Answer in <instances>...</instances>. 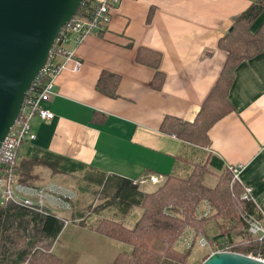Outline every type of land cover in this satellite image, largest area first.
<instances>
[{
	"label": "crops",
	"instance_id": "crops-1",
	"mask_svg": "<svg viewBox=\"0 0 264 264\" xmlns=\"http://www.w3.org/2000/svg\"><path fill=\"white\" fill-rule=\"evenodd\" d=\"M254 1L258 0H122L107 31L90 36L79 48L82 69L76 72L69 64L60 75L58 94L47 103L54 117L33 121L36 138L23 145L20 158H29L36 149L83 165L84 170L63 175L80 176L79 189L89 194L95 184L87 176L105 173L135 180L151 174L182 175L189 171L190 161L204 162L210 156L228 166L243 164L240 183L251 185L257 204L264 206V54L236 69L229 93L233 112L212 129L209 146L160 130L166 115L195 119L226 60L219 41ZM263 23L264 11L253 31ZM102 71L120 76L118 97L97 90ZM157 71L165 75L161 90L151 85ZM101 117L103 121L94 120ZM209 179L215 184L214 177ZM156 187L148 183L139 190L149 193ZM78 200L72 212L76 218L62 235L80 250L70 255L66 243L56 253L64 264H112L123 249L121 242L90 225L103 216L120 219L119 208L108 204L84 216ZM108 200L102 197L99 206ZM129 214L123 215L126 222ZM83 219L86 223L76 222Z\"/></svg>",
	"mask_w": 264,
	"mask_h": 264
},
{
	"label": "trees",
	"instance_id": "trees-1",
	"mask_svg": "<svg viewBox=\"0 0 264 264\" xmlns=\"http://www.w3.org/2000/svg\"><path fill=\"white\" fill-rule=\"evenodd\" d=\"M263 11L264 0L252 2L236 18L229 32L220 39L219 47L225 51L226 60L195 119L186 121L166 115L160 125L162 132L199 147L211 144L212 129L233 112L229 93L236 78V69L243 62L264 54V23L256 31L252 29ZM139 54L141 59V53ZM154 62L157 65L158 59ZM46 81V77L40 76V81H36L33 86L41 89ZM164 81V73L157 71L151 85L154 89L161 90ZM119 84V75L102 71L96 87L102 94L116 98ZM94 120L103 121L104 118ZM35 150L32 149L30 157L24 159L20 158L19 152L14 163L1 158L0 175H11L17 182L38 186L47 179L46 175L40 174L44 169L61 175H73L85 169L83 165L62 156ZM190 163L186 174H164L165 181L149 193L140 191L139 186L129 178L106 176L105 173L86 177L97 186L110 183L111 189L123 196V207L108 200L99 209L109 204L119 208V212L123 211V215H127L133 207L142 209L138 220L131 227L125 223L124 216L121 219L103 216L90 225L94 231L127 246L116 255L113 264H163L165 259L175 264H202L209 256L208 253L194 255L191 250H177L174 244L186 226L199 230L204 226L206 228L211 221H215L219 228L213 237H208L211 242H225L235 252L264 258V241L252 236L242 220L244 211L257 213L256 206L241 198L243 186L240 182H235L231 187L232 172L229 166L210 156L204 162ZM212 177L216 182L211 185L208 179ZM109 198L111 199V195ZM206 203L211 206L212 213L199 220L196 209ZM26 217H29V223L32 224L33 238L17 251L11 264H62V259L53 251L52 246L64 228V217L52 212L0 204V247L4 246V239L16 244L26 241L19 229L11 233L9 226L10 220H23ZM71 217L74 219L76 216ZM82 221L86 223V219ZM239 229H242V234L235 239L233 233Z\"/></svg>",
	"mask_w": 264,
	"mask_h": 264
},
{
	"label": "built area",
	"instance_id": "built-area-1",
	"mask_svg": "<svg viewBox=\"0 0 264 264\" xmlns=\"http://www.w3.org/2000/svg\"><path fill=\"white\" fill-rule=\"evenodd\" d=\"M122 0H83L78 12L71 21L65 25L49 54L48 60L39 75L29 88L18 118L11 127L0 147V159L15 162L18 159L21 147L26 143L35 140L33 131V121L36 118L49 120L54 117V113L47 108V103L52 97L58 94V79L60 75L68 69L69 64L79 72L83 67V62L78 55L79 48L92 35L100 36L104 34L112 22L114 12L118 10ZM79 8V9H80ZM40 76L46 77L47 81L43 88L33 86L36 81H40ZM244 165L239 163L229 166L232 172L231 187L235 182H240V174ZM165 181V176L151 174L149 176L135 179V185L151 183L160 185ZM241 198L253 202L257 213L244 211L242 220L246 225V230L260 240L264 241V206L257 204L251 185H243ZM77 193L71 187L58 182H48L38 186L27 185L15 181L11 175H0V204H12L29 207L40 212H52L64 217V228L73 220L67 217L74 208ZM212 208L206 203L205 211L202 214L206 217L211 215ZM185 248H192L197 244L208 250L209 256L217 252L233 251L225 242H211L206 235L197 229L186 226L183 234L177 240ZM249 256H253L249 254ZM262 258L259 256H254Z\"/></svg>",
	"mask_w": 264,
	"mask_h": 264
},
{
	"label": "water",
	"instance_id": "water-1",
	"mask_svg": "<svg viewBox=\"0 0 264 264\" xmlns=\"http://www.w3.org/2000/svg\"><path fill=\"white\" fill-rule=\"evenodd\" d=\"M83 0H0V147L61 31ZM202 264H264L240 252H217Z\"/></svg>",
	"mask_w": 264,
	"mask_h": 264
},
{
	"label": "rangeland",
	"instance_id": "rangeland-1",
	"mask_svg": "<svg viewBox=\"0 0 264 264\" xmlns=\"http://www.w3.org/2000/svg\"><path fill=\"white\" fill-rule=\"evenodd\" d=\"M42 175H46V180H44L43 182H41V184H44V183H48V182H58V183H61V184H65L66 186H69L71 187L73 190L76 191V193H78L77 197H79V200L78 202L81 203V214H83L84 216L85 215H88L90 212H95L96 208L99 207V205L101 204V200H102V197L105 199H107L110 195H111V200H113L116 205H120L123 207V204L121 203L123 200V196H121L116 190H112V185H110V183H108V185H103V186H97V185H92L90 186L91 188H94V189H90V192L89 194H82L81 193V190L79 189V181L81 180V177L80 176H64V175H61V174H54L52 173L51 171L47 170V169H44L41 171ZM208 183L212 185L213 183V179H208ZM147 185V184H146ZM161 185V184H160ZM159 186V185H157ZM114 189V187H113ZM147 189H150L149 187ZM112 190V191H110ZM77 200V199H76ZM107 201H105L106 203ZM78 205V204H77ZM119 207V206H118ZM74 209V208H73ZM97 211V210H96ZM205 211V204H203L202 206H199L197 209H196V216L197 218L200 220V219H205L206 217L210 216H204L202 214V212ZM73 212V210H72ZM71 212V216H74L75 214ZM132 212V213H131ZM108 212L106 213H103V215L107 214ZM121 215H119V218L123 216V211H120ZM130 213V214H129ZM129 218H127V222H125L128 226H133L134 223L138 220L139 216H140V212L138 210L137 207H133V208H130L129 210ZM127 214V215H128ZM69 217V215L67 217L69 218H72L73 217ZM76 217H74L75 219ZM120 218V219H121ZM82 220L80 221H76L78 223H80ZM221 223V222H220ZM207 225V223H205ZM234 224V222L232 223ZM87 225V224H86ZM209 226L207 228H204L203 229H197L193 226V228L197 229L198 231H201L204 235H206L207 237L211 238L213 237L218 231H219V228H218V225L217 223H215V221H211L209 224ZM9 226H10V232L14 233L15 230L19 229L21 234L25 235V238H26V241L23 243V244H16L15 242H11V241H5L4 239V246L3 247H0V264H11V262L14 260L16 254H17V251L22 248L25 243L29 240H31L33 238V232H32V224L29 223V217H26L25 219L23 220H10L9 222ZM69 225L65 226V228H63L59 238L57 239V241L53 244L52 246V249L53 251L56 253V251H58L59 248H62V246L64 245H67V251L70 255L72 254H75L76 252H79L77 250H80L79 248H77L75 245L73 244H69L70 243V238L67 234H65L64 236L62 235V233L64 232V230L68 227ZM190 226V225H189ZM227 227H229V225H227ZM185 230V229H184ZM184 232V231H183ZM183 232L181 233V235L183 234ZM235 232H237L238 234H235ZM233 233V236L235 237V239H238L241 234H242V229H239L237 231H235ZM98 233V232H97ZM100 234V233H98ZM102 235V234H100ZM180 235V236H181ZM102 236H105V235H102ZM179 236V237H180ZM106 237V236H105ZM178 237V239H179ZM108 238V237H107ZM110 239V238H109ZM177 239V240H178ZM113 240V239H112ZM177 240L174 244V247L179 250V251H189L191 250L192 251V254L196 255L198 253H200L201 255L202 254H207L208 253V250L205 249V248H202L200 247L199 245L195 244L193 245L192 248H185L183 247L181 244H178L177 243ZM116 241V240H115ZM82 242H86V240H82ZM119 242V241H118ZM67 243V244H66ZM80 243V244H81ZM122 245V248L123 249H126L127 246L124 245L123 243H121ZM122 249V250H123ZM115 252H116V247L114 246L113 247V251H112V255H115ZM121 252V251H120ZM119 252V253H120ZM57 254V253H56ZM58 255V254H57ZM59 256V255H58ZM60 257V256H59ZM116 257V256H115ZM61 258V257H60ZM62 259V258H61ZM165 262H171L173 263L171 260L169 259H165L163 264ZM62 264L63 263V259H62ZM113 264V263H112ZM175 264V263H174Z\"/></svg>",
	"mask_w": 264,
	"mask_h": 264
}]
</instances>
